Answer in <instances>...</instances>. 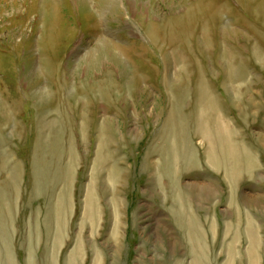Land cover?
I'll list each match as a JSON object with an SVG mask.
<instances>
[{
	"label": "rangeland",
	"instance_id": "rangeland-1",
	"mask_svg": "<svg viewBox=\"0 0 264 264\" xmlns=\"http://www.w3.org/2000/svg\"><path fill=\"white\" fill-rule=\"evenodd\" d=\"M0 173V264H264V0H0Z\"/></svg>",
	"mask_w": 264,
	"mask_h": 264
},
{
	"label": "bare ground",
	"instance_id": "bare-ground-1",
	"mask_svg": "<svg viewBox=\"0 0 264 264\" xmlns=\"http://www.w3.org/2000/svg\"><path fill=\"white\" fill-rule=\"evenodd\" d=\"M210 105V104H209ZM211 107H214L213 105L211 106ZM205 115V114H204ZM203 121V120H202ZM200 124H201V122H200ZM207 124V123H206ZM215 124H217V125H215V126H217V128H216V131L218 132V133H213V135H211L212 136V138H214V137H217L218 138V141H221V148H220V156H222V158L221 159H223V158H226V157H228V156H231L232 154H231V147H229L230 145L228 144L227 145V141L228 140H226V139H228V136H227V138H226V136H225V134L224 133H222V132H224L225 131V133L226 134H228V132H229V128L228 127H226V126H224L223 124H220V122L219 121H216L215 122ZM205 133V132H204ZM203 133V134H204ZM205 137L206 138H208L209 137V131L207 132V134L205 135ZM208 161H210L211 160V162H212V164L214 165V163L215 162H217L218 161V159H220V156L218 155V154H216L215 153V151L213 150V148L212 147H209L208 149ZM245 156V155H244ZM248 156V155H247ZM248 158H249V156H248ZM217 160V161H216ZM211 164V163H210ZM214 168V167H213ZM109 180H110V178H109ZM111 181H113V180H111ZM110 184H111V182H109ZM106 185H105V189H106V193H108V191L110 192L109 194H111V191H110V189H111V186L109 185V184H107V183H105ZM112 186H113V184H112ZM233 187V186H232ZM160 188V187H159ZM190 189H192L191 187H190ZM112 198V197H111ZM112 201L114 202V198L113 199H111V204H112ZM85 203H86V205H85V209H84V221H87V223L88 224H91V228L92 229H94V223H93V219H95V217H96V219H95V221H97L98 220V214H99V208H98V206H97V200H96V196H95V194H94V190H93V188L92 187H89V189H88V192H87V195H86V199H85ZM61 207V206H60ZM116 207V206H115ZM114 207V208H115ZM118 211V210H117ZM117 211H116V213H117ZM61 208H59V211H58V216H60L59 217V232L57 233V237H56V243L58 244V243H60V241L62 242V240H63V237L61 238V225L60 224H62V222H63V220H64V218H65V215H63L62 216V214H61ZM65 213H66V211H65ZM115 213V218H117V214ZM92 217H94V218H92ZM252 220V219H251ZM116 222V223H115ZM115 226H114V230L116 231V233H117V220H115ZM248 225V224H247ZM251 225H253V223H251ZM255 225V224H254ZM253 225V226H254ZM248 227V226H247ZM247 229V228H246ZM254 229V228H253ZM256 230V229H255ZM254 231V230H253ZM95 234V233H94ZM257 234V233H256ZM94 236V235H93ZM251 237V236H250ZM260 237V236H259ZM259 237L257 238V236H256V238H257V240H251V245H252V247H251V251L250 252H248V253H251L252 254V251H253V248H254V246L255 245H257V244H259L258 242H260L261 243V241H259L258 239H259ZM61 239V240H60ZM251 239V238H250ZM261 240V239H260ZM250 243V242H249ZM61 245V244H60ZM234 245V244H233ZM79 246V247H78ZM249 246V245H248ZM260 246V245H259ZM258 246V247H259ZM231 247V246H230ZM256 247V246H255ZM250 248V247H249ZM257 250H258V248H257ZM254 252H255V250H254ZM253 252V253H254ZM257 252V251H256ZM82 253V251H81V247H80V245H77V247L73 250V253L71 254V256L68 258V264H78V262H79V258H78V256L80 255ZM231 254V253H230ZM254 254H256V253H254ZM9 255V254H8ZM253 255V254H252ZM230 256V255H229ZM251 256V255H250ZM9 257V256H8ZM7 257V258H8ZM49 257V256H48ZM233 257L234 256H230V257H228V259H229V261H227L226 263L227 264H233V262H234V259H233ZM53 258V257H52ZM56 258V257H55ZM250 259V258H249ZM257 259V258H256ZM9 260V262H11V260L10 259H8ZM46 260H47V258H46ZM254 260V259H253ZM250 261V260H249ZM14 262V261H13ZM47 263H48V261H46ZM256 262V261H255ZM51 263V262H50ZM250 263V262H249ZM256 264V263H255Z\"/></svg>",
	"mask_w": 264,
	"mask_h": 264
},
{
	"label": "crops",
	"instance_id": "crops-1",
	"mask_svg": "<svg viewBox=\"0 0 264 264\" xmlns=\"http://www.w3.org/2000/svg\"><path fill=\"white\" fill-rule=\"evenodd\" d=\"M207 122L204 119L203 121H201V124L200 125L201 126H205V123H207ZM227 127L228 128H230V127L233 128L235 126L233 124H230V126L228 125ZM231 128H230L228 134H231V132H233V131L236 132L235 129L232 131ZM211 135H213V132H210L209 137L207 138L210 142H212V143H210L212 145H210L209 147H212L213 150L215 151V153L219 155L221 152H220L219 145H217V142H219L218 141V138L215 137L212 140V136ZM202 138H203V136H202ZM228 138H229V136H228ZM228 141H230V140H228ZM229 145L231 147V154H232L231 156L233 158V162L230 159V161H228V162L226 161L227 162L226 165L231 169L232 168L231 166L236 165L237 161H236V157H234L235 156V152L232 149V145L231 144H229ZM14 151L13 152L18 157L17 158L15 156V159H16L15 163L21 168V170H20L21 172H20V175H19L20 176L19 177V179H20V184H19V197L20 198L17 199V209H16V215H17V217L14 218V214L12 212V218H14V220H13L14 221L13 228H16V232H14V234H13V242H17V240L19 239L18 240V243L30 245V223H29V218H28V215H29V213H28V211H29V195H30V193H29V191L27 189V186H26V183L28 185L30 183V179H29L30 177L28 176L27 171L25 170V168H23V165L21 163V161L23 160V158H20L19 159L20 154H21V152H19L20 150H14ZM243 153L245 155L244 157H246V155H248L249 157H251V155H252L251 154V151H247V152H243ZM29 154H30V152H29ZM18 166H17V168H18ZM15 167H16V165H15ZM15 167L13 166V168H15ZM11 169H9V171H8V172L11 173L10 174V177L11 176H14V175L16 176V174L18 176L19 169L17 171L16 170H11ZM229 174H231V173H229ZM228 177H229V175H228ZM5 178H6V174L0 173V180L2 181ZM25 187L27 189V193H25V191H24L25 190ZM12 194H13V192H12ZM1 211H2V209L0 210V217L2 218L3 217V214H2ZM57 222H58V220H57ZM29 259H30V256H29Z\"/></svg>",
	"mask_w": 264,
	"mask_h": 264
}]
</instances>
